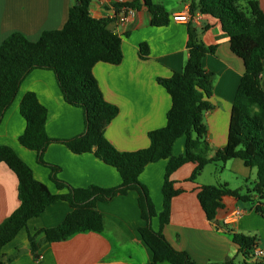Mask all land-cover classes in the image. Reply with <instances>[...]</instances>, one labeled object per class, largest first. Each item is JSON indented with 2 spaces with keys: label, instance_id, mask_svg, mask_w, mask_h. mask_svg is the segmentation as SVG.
Masks as SVG:
<instances>
[{
  "label": "crops",
  "instance_id": "0c3cea01",
  "mask_svg": "<svg viewBox=\"0 0 264 264\" xmlns=\"http://www.w3.org/2000/svg\"><path fill=\"white\" fill-rule=\"evenodd\" d=\"M121 1L119 4L115 0H91L89 4L92 18L111 20L109 28L118 35L123 55L119 65L97 63L92 68L104 100L118 110L116 118L105 127L104 137L116 151H138L148 147V132L165 127L171 99L157 79H168L182 70L188 60L186 44L191 33L196 42L216 47L214 55H206L201 63L206 72L213 74L209 100L212 108L203 114L207 130L204 141L209 148L208 157L212 156L226 145L230 110L243 75L244 64L231 53L229 37L216 20L207 16L188 24L169 20L165 27H154L150 13L141 7L134 9L135 14L126 23L119 24L112 19L113 14L131 0ZM252 1L264 14V0ZM152 2L162 5L169 19L187 10L190 3L189 0ZM75 3L76 0H0V44L12 33H20L34 43L45 31L61 30ZM239 6L246 10L248 2L243 1ZM141 45L147 47L148 53L143 59L139 54ZM55 79L52 71H32L23 79L15 100L0 122V145L11 148L52 195L67 191L57 189L50 181L47 168L37 163L36 153L23 148L19 142L25 128L19 104L28 93L37 97L47 112L45 131L50 139L69 140L79 136L85 126L83 112L65 103ZM261 87L264 91V64ZM184 152L185 138L179 137L171 153L181 156ZM44 159L48 164L59 166L58 178L74 188H113L121 181L112 166L90 153L73 154L61 143L47 147ZM166 165V160L148 164L138 178L148 190L157 215L162 212ZM195 166L187 163L171 175L180 193L171 201L168 224L161 228L169 245L177 252L186 253L197 264L264 263V259L257 261L252 253L245 256L232 240L233 235L254 238V248L264 252V214L255 210L259 200L256 196L249 202L234 197L222 199L214 221L206 218L197 199L201 186L225 185L240 194L246 189L253 190L258 178L256 168H247L240 159L209 163L190 182L188 179ZM17 190L15 175L6 165L0 164V224L17 208ZM95 208L102 217L101 232L82 231L65 240L46 243L40 232L58 226L72 211L66 201L57 200L44 213L30 219L26 228L3 247L0 264H152V253L138 232L144 222L134 191L108 202H98ZM236 211L241 212L238 218L233 217ZM151 226L159 231L158 218L152 219ZM29 236H35L39 245L36 254L30 249Z\"/></svg>",
  "mask_w": 264,
  "mask_h": 264
},
{
  "label": "trees",
  "instance_id": "16d2710c",
  "mask_svg": "<svg viewBox=\"0 0 264 264\" xmlns=\"http://www.w3.org/2000/svg\"><path fill=\"white\" fill-rule=\"evenodd\" d=\"M192 15L200 13L216 20L221 30L229 37L231 53L243 62V75L237 87L230 110L227 142L224 148L208 157L209 148L204 141L206 127L203 114L211 110L213 74L206 72L201 63L207 55H214L216 47H207L195 41L189 33L186 48L188 60L180 72L168 79L157 81L171 99L166 114V125L148 132L147 148L116 151L104 137V129L116 118L118 110L106 102L99 90L93 65L106 63L119 65L123 59L121 41L110 28L109 19L92 18L89 15L91 0H76L68 12L67 21L58 31H45L31 43L20 33H12L0 44V122L15 100L24 78L34 70L52 71L65 103L80 108L84 117L83 132L72 139L53 140L46 135V109L37 97L28 93L19 104V112L25 128L19 137L23 148L36 153L37 163L47 168L50 181L65 194L52 195L43 183L37 181L29 167L9 147L0 145V164L15 175L18 182V206L0 224V253L27 222L44 213L57 200L66 201L72 211L56 227L43 230V241L58 242L72 235L87 231L101 232L102 217L96 211L98 202H108L130 192L137 194V205L144 226L138 229L142 242L152 253V264H197L184 252L173 249L161 232L168 224L173 197L180 192L175 188L171 175L187 163L195 164L188 181L193 182L209 163H223L240 159L247 168H256L257 183L253 190L240 194L227 186H201L198 201L209 221H214L222 199L234 197L249 202L256 196L259 200L255 210L264 214V91L261 87L264 64V14L252 0H189ZM248 2L247 9L239 4ZM124 8H145L150 13L151 25L167 26L169 14L164 7L152 0H131ZM140 57H147V47L141 45ZM179 137L185 138L183 155L173 156L172 145ZM53 143L64 144L73 154L90 153L96 159L112 166L120 177V184L113 188L91 186L74 188L58 178L60 167L48 164L44 152ZM167 161L162 184V212L157 215L149 192L139 182V175L148 164ZM158 218L159 231L151 226ZM39 234V233H38ZM33 254L38 250L35 236L28 237ZM232 240L239 250L249 256L255 245L254 238L233 235ZM9 263V261H8ZM224 264H236L229 261ZM256 264H264L257 262Z\"/></svg>",
  "mask_w": 264,
  "mask_h": 264
},
{
  "label": "built area",
  "instance_id": "2783aa9c",
  "mask_svg": "<svg viewBox=\"0 0 264 264\" xmlns=\"http://www.w3.org/2000/svg\"><path fill=\"white\" fill-rule=\"evenodd\" d=\"M116 2H119V4L122 3L121 0H115ZM135 14L134 9L131 8H121L120 10L116 11L115 14H113V18L115 19L119 24L126 23L133 15ZM200 13H196L195 15H192L189 11V8L185 10L182 13L174 14L171 17V21L175 23H190V22H196L199 18H201ZM264 202V201H263ZM241 215L240 211H236L233 214L234 218H238ZM252 256L257 259V261H261L264 259V252L260 249L253 248L252 249ZM40 259H43L41 256H39Z\"/></svg>",
  "mask_w": 264,
  "mask_h": 264
},
{
  "label": "rangeland",
  "instance_id": "374dc122",
  "mask_svg": "<svg viewBox=\"0 0 264 264\" xmlns=\"http://www.w3.org/2000/svg\"><path fill=\"white\" fill-rule=\"evenodd\" d=\"M241 185H243V182L241 183ZM244 187V186H243ZM253 187V186H252ZM244 189V188H243Z\"/></svg>",
  "mask_w": 264,
  "mask_h": 264
}]
</instances>
